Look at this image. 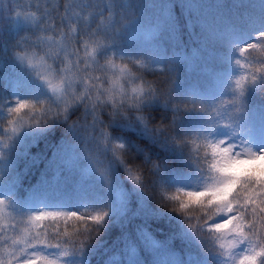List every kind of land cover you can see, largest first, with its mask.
Segmentation results:
<instances>
[{"label": "snow or ice", "instance_id": "obj_1", "mask_svg": "<svg viewBox=\"0 0 264 264\" xmlns=\"http://www.w3.org/2000/svg\"><path fill=\"white\" fill-rule=\"evenodd\" d=\"M193 15L168 0L153 47L132 54L133 0L0 11V264H264V146L252 140L251 103L264 97V31L222 58L235 72L212 68L217 94L189 101L177 92ZM40 139L54 142L52 159L17 200L19 182L5 190V177L17 157L40 164L28 151Z\"/></svg>", "mask_w": 264, "mask_h": 264}, {"label": "trees", "instance_id": "obj_2", "mask_svg": "<svg viewBox=\"0 0 264 264\" xmlns=\"http://www.w3.org/2000/svg\"><path fill=\"white\" fill-rule=\"evenodd\" d=\"M51 2V0H50ZM100 3H109L111 0H98ZM123 5L124 0H117ZM32 3V0H0V11L5 17L9 14V8L21 10V6H27ZM137 6V15L140 18V24L135 27L125 47L132 54H146L153 45L150 43L153 30L151 26L156 24L161 17L162 5L168 3V0H133ZM185 3L194 13L193 20L196 21L193 30L185 29L183 35L184 50L188 55H192L188 62L181 65L179 75L178 97L183 98L189 93V101L199 95L200 91L205 93L217 94V89L209 74L212 68L217 70H228L235 72L233 66L227 63H222L221 60L227 59L230 56H235L233 45H240L253 42L255 35L258 32L264 31V0H185ZM165 14L167 12L165 11ZM15 15V11L12 12ZM238 37V40H233L232 37ZM163 45L168 46L167 40H164ZM169 55L171 49L169 46ZM244 55H248L245 53ZM253 55H259L253 53ZM117 64L121 62L116 61ZM163 68L162 64L152 66V70L159 73ZM243 71V69H240ZM152 79V77H149ZM167 87V77H158ZM254 115V132L252 140L257 146H264L261 143L264 140V128L261 124L264 123V116L259 115L258 106L264 103V97L254 95L251 98ZM191 106V104L189 105ZM188 124L195 126L198 122L196 114H191L188 117ZM0 126L3 125L0 122ZM31 143V138H27L25 145L21 146V152ZM54 142L49 139H40L34 146L28 148L31 157H39L40 164L32 165L30 157H17V162L10 175H7L4 180V189L7 190L8 183L11 180L19 182L15 189V198L24 200L32 195L34 187L38 185L41 179V174L45 172L48 162L52 159L54 151L52 144ZM67 163L73 166L76 163L75 157L69 150L67 153ZM135 171V169H133ZM52 173L49 171V175ZM129 181L127 187H131ZM0 194H3V189L0 188ZM150 195L152 193H149ZM55 195V194H54ZM3 199V197H0ZM7 216V210L5 211ZM5 223H8L5 220ZM49 222H44L48 226ZM43 231V229H41Z\"/></svg>", "mask_w": 264, "mask_h": 264}]
</instances>
